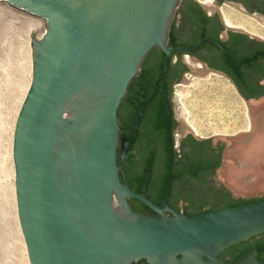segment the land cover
<instances>
[{"label":"water","instance_id":"95a60500","mask_svg":"<svg viewBox=\"0 0 264 264\" xmlns=\"http://www.w3.org/2000/svg\"><path fill=\"white\" fill-rule=\"evenodd\" d=\"M179 2L0 0L47 23L43 38L31 41L32 80L12 141L17 218L30 264H264L255 249L230 262L219 258L264 234V198L186 217L167 198L157 206L145 196L148 177L139 192L124 178L130 146L119 134L136 131L142 110L128 128L120 127L117 110L136 75L139 83L150 78L153 66L142 60L153 47L164 54V70L179 50L166 47ZM242 99L252 130L209 139L221 144V155L204 178L234 200L264 197V95ZM128 199L154 214L135 211Z\"/></svg>","mask_w":264,"mask_h":264},{"label":"flooded vegetation","instance_id":"af4514ba","mask_svg":"<svg viewBox=\"0 0 264 264\" xmlns=\"http://www.w3.org/2000/svg\"><path fill=\"white\" fill-rule=\"evenodd\" d=\"M225 2L236 5L231 0H180L171 20L166 43L167 48L179 50L167 57L166 70L163 69L164 54L158 47H153L145 55L142 65L149 63L153 66V72L145 96L139 97L137 111L142 110L141 118L135 132L119 134L129 139L130 149L124 161L137 151V143L147 146L136 153L137 159L134 160L139 165L152 152L159 159L158 165L148 168L145 196L157 206H161L167 198V206L186 217L264 198L234 200L229 191L206 186L204 178L213 174L219 165L221 144L214 146L209 138L198 136L190 130L182 132L171 98L173 85L179 82L182 75L193 71L190 62L227 78L240 98L251 99L264 95V40L240 27L226 24L221 12ZM251 2L250 7L247 3L244 4L246 8L237 6L243 12L264 20V0ZM148 97L150 102H146ZM159 117L167 119V139L174 140L175 167L172 171L183 175L171 180L161 201L158 183L165 172L160 161L165 150L162 136L154 129ZM149 143H152V147ZM186 159L198 161L204 167L189 168L185 166ZM134 169L140 173L145 170L143 167ZM128 202L137 212L154 214L139 201L128 199ZM204 204L208 206L202 207Z\"/></svg>","mask_w":264,"mask_h":264},{"label":"rangeland","instance_id":"374dc122","mask_svg":"<svg viewBox=\"0 0 264 264\" xmlns=\"http://www.w3.org/2000/svg\"><path fill=\"white\" fill-rule=\"evenodd\" d=\"M235 4L225 2L221 10L233 16L229 20L232 26L240 27L232 20H241L244 30L264 40V20ZM43 20L7 4L0 6V264H25L23 238L14 220L15 187L9 176L14 168L15 123L31 83V41L40 37ZM196 70L182 75L181 83L172 87L175 116L180 120L185 110L188 122L197 130L193 133L204 138H234L245 133L244 101L232 83L205 68L197 66Z\"/></svg>","mask_w":264,"mask_h":264},{"label":"trees","instance_id":"16d2710c","mask_svg":"<svg viewBox=\"0 0 264 264\" xmlns=\"http://www.w3.org/2000/svg\"><path fill=\"white\" fill-rule=\"evenodd\" d=\"M161 69V66H160ZM137 75L130 81L127 87L126 96L122 99L120 102V105L117 110V119L118 123L122 128H128L133 123L137 108H139L140 103L139 97L141 95L145 96L148 86L150 83V78L146 80L143 83L137 82L136 79ZM257 95V94H253ZM137 98L136 101H133L132 103L129 101L127 104L125 101H128V98ZM146 102H150V98L148 97ZM161 110V109H160ZM161 112V111H159ZM167 119H163L161 117L158 118L156 124H155V131L159 132L162 136V142L164 145V156L160 160L162 163V167L165 169V172L161 175L160 181L158 183V193H159V200H163L169 184L173 178L181 177L183 175L176 174L174 171H172L173 167H175V160H174V140L167 139V130L166 124ZM138 142V141H137ZM148 145V143H147ZM149 146L152 147V143H149ZM147 148V146H144V144L137 143L135 146V149L140 153L141 149ZM159 159L154 155V152L150 153L145 157V159L142 161V164L139 165V162L136 160H128L127 159L122 164V170L124 174L125 181L129 187V189L133 192H139L142 185L145 183L147 178V171L150 166H156L158 165ZM161 165V164H160ZM217 165V164H216ZM185 166L189 168H199L202 169L204 166L199 164L198 161H191L187 160L185 161ZM137 167H143L145 170L144 172H138L134 168ZM230 207V206H229ZM200 209V208H198ZM255 249L257 251V259L259 261L264 262V234L260 235L258 237L252 238L247 242L240 243L238 245L231 246L227 249H225L221 254L219 255V258L223 261H233L237 259L240 255H243L251 250ZM225 258H228L226 260ZM138 264H141L140 262Z\"/></svg>","mask_w":264,"mask_h":264},{"label":"bare ground","instance_id":"6f19581e","mask_svg":"<svg viewBox=\"0 0 264 264\" xmlns=\"http://www.w3.org/2000/svg\"><path fill=\"white\" fill-rule=\"evenodd\" d=\"M2 4H0L1 6ZM5 7V6H4ZM223 15V18L226 22V24L228 25H231L232 26V22H230L229 20L232 19V15L229 14L228 12H223L222 13ZM42 21V20H41ZM234 21L235 23H239L238 25L240 26V28L242 29H245V25L244 23L242 24V21L240 20H232ZM263 21V20H262ZM261 22V21H260ZM264 22V21H263ZM47 30V23L45 21V19L43 20V24H42V28H41V32H40V37L39 38H35L36 41H40L43 36H44V33L46 32ZM190 62V61H189ZM190 66L191 68L194 70H196V64H194L193 62H190ZM197 71V70H196ZM204 75V74H203ZM206 75V74H205ZM202 76V75H201ZM31 80H32V67H31ZM30 84L29 83V86H28V89L30 87ZM27 89V90H28ZM28 92V91H27ZM244 107L246 109V132L245 133H242L240 135H245V134H249L252 130V123H251V117H250V113H249V110H248V106L247 104L244 102ZM180 122H181V125L185 126L188 128V130H191L192 132H194L195 130L193 129V127L191 126V124L188 122V119L186 117V112L185 110H183L182 112V115L180 117ZM197 131V130H196ZM195 131V132H196ZM238 135V134H237ZM239 136V135H238ZM237 137V136H236ZM13 166V165H12ZM10 174V173H9ZM9 177H12V185H13V188L15 187V173H14V168L12 170V174L11 176ZM14 190V189H13ZM14 194V192H13ZM13 209H14V220H15V223H16V226L17 228H20V225H19V221H18V218H17V205H16V197L13 195ZM21 231V229H19ZM22 234V233H21ZM20 236V235H19ZM23 238V235L21 236ZM21 251H22V255H23V259L25 260V264H30V261H29V256H28V252H27V248H26V245H25V242H24V238H23V241L21 240Z\"/></svg>","mask_w":264,"mask_h":264}]
</instances>
